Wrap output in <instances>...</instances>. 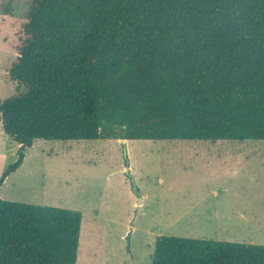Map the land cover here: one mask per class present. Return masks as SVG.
Returning a JSON list of instances; mask_svg holds the SVG:
<instances>
[{"label":"trees","instance_id":"1","mask_svg":"<svg viewBox=\"0 0 264 264\" xmlns=\"http://www.w3.org/2000/svg\"><path fill=\"white\" fill-rule=\"evenodd\" d=\"M0 103L34 140H264V0H30ZM82 215L0 199V264H76ZM150 264H264V246L160 236Z\"/></svg>","mask_w":264,"mask_h":264},{"label":"rangeland","instance_id":"2","mask_svg":"<svg viewBox=\"0 0 264 264\" xmlns=\"http://www.w3.org/2000/svg\"><path fill=\"white\" fill-rule=\"evenodd\" d=\"M29 9L0 0V103L26 91L8 70ZM18 145L0 121V176ZM0 197L80 212L76 264H150L160 236L264 246V140H34Z\"/></svg>","mask_w":264,"mask_h":264},{"label":"water","instance_id":"3","mask_svg":"<svg viewBox=\"0 0 264 264\" xmlns=\"http://www.w3.org/2000/svg\"><path fill=\"white\" fill-rule=\"evenodd\" d=\"M124 141H125V140H122V139L120 140L121 143H124ZM125 156H126V154H125ZM129 234H130V233H128V234L126 235V240H128V236H129Z\"/></svg>","mask_w":264,"mask_h":264},{"label":"crops","instance_id":"4","mask_svg":"<svg viewBox=\"0 0 264 264\" xmlns=\"http://www.w3.org/2000/svg\"><path fill=\"white\" fill-rule=\"evenodd\" d=\"M124 142H125V141H124ZM18 146H19V145H18ZM22 165H23V163H22ZM22 165H21L19 168H21V167H22ZM19 168H18V169H19ZM0 199H2V198L0 197Z\"/></svg>","mask_w":264,"mask_h":264}]
</instances>
